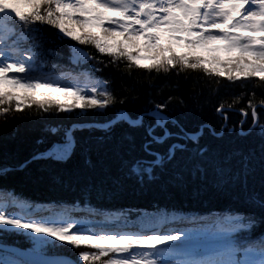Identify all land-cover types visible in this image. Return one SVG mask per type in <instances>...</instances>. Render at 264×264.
Listing matches in <instances>:
<instances>
[{
    "label": "snow or ice",
    "instance_id": "1",
    "mask_svg": "<svg viewBox=\"0 0 264 264\" xmlns=\"http://www.w3.org/2000/svg\"><path fill=\"white\" fill-rule=\"evenodd\" d=\"M50 29L56 31L49 35ZM45 43L55 47L45 48ZM60 44L67 46L66 57L57 50ZM231 53L237 55L222 56ZM49 55L58 59L53 62ZM100 55H107L113 67L123 64L128 76L137 69L165 76L198 72L216 84L220 78H258L264 87V0H0V115L7 118L25 108L39 115H75L76 110L104 115L123 104L126 97L110 88V80L94 75L101 70L97 64L107 66ZM172 100L155 102L136 118L119 110L116 119L87 127L105 133L118 123L145 127L144 155L122 162L128 176L141 182L154 180L175 161L178 150L187 151L184 144H172L164 153L154 147L176 135L169 123L183 134L177 139L197 142L190 174L207 177L211 172L217 186L240 180L228 164L232 154L221 156L200 146L197 134L185 133L168 114ZM257 107L264 111V99L257 104L249 98L240 114L246 117L251 110L246 135L260 140L264 166V123ZM227 110L223 104L216 108L225 121ZM145 120L151 123L145 126ZM83 127H49L55 139L38 141L46 147L33 159L67 162ZM125 138L133 140L129 133ZM241 163L246 179L251 154ZM8 171L0 168V175ZM181 177L173 178L180 182ZM244 198L250 211L233 208L200 216L175 206L113 212L87 200L83 206L80 201L44 205L15 190H0V235L25 230L31 241L26 252L4 248L0 264H264V232L253 235L264 225V192L246 191ZM73 251L72 258H63Z\"/></svg>",
    "mask_w": 264,
    "mask_h": 264
},
{
    "label": "trees",
    "instance_id": "2",
    "mask_svg": "<svg viewBox=\"0 0 264 264\" xmlns=\"http://www.w3.org/2000/svg\"><path fill=\"white\" fill-rule=\"evenodd\" d=\"M54 29L49 30L51 32ZM69 43L70 38H65ZM55 45L45 43V48ZM58 51L68 55L65 44H60ZM91 54H97L94 48H87ZM99 55V54H97ZM55 62L58 58L49 55ZM104 65L97 64L101 70L94 75L110 80V88L118 95L126 97L123 104H118L104 115H96L91 110L75 115L58 113L39 115L35 109L27 108L21 113H13L7 118L0 115V168H9L6 176L0 175V190H15L17 194L38 204L75 203L90 201L91 205L103 210L119 212L153 211L154 206H175V210L191 215L206 216L228 209L250 211L245 201V192L255 190L264 192V166L261 165V144L257 137L241 135L239 127L243 121L241 108H246L249 98L255 102L264 99V87L258 78H249L229 82L220 78V83L209 82L198 72L180 73L174 71L165 76L154 71L134 70L131 76L126 74L123 64L113 67L107 55H100ZM67 64V59L60 61ZM95 63V61H93ZM187 77V78H185ZM243 94V95H241ZM254 94V97H253ZM172 96L167 112L185 133L199 134L198 144L213 152L228 156L232 154L228 164L231 170L240 173V180L227 186H217L213 182L212 173L208 176L190 174L193 163V152L197 142L189 139H177L179 128L168 124L169 131L176 134L168 138L162 145H154L161 153L172 144H184L187 151H177L176 159L163 171L156 173L154 180L141 182L138 178L129 177L122 167V162L143 156L142 145L145 141V127L130 129L127 123H118L110 133L97 128L94 131L80 129L76 132L78 146L74 155L63 163L46 159H33L39 151L46 147L40 140L51 142L55 136L47 131L51 126H68L72 124H102L108 118L116 119L119 110H123L136 118L153 103ZM240 98L238 103L233 101ZM183 101L181 103L180 101ZM223 104L227 123L223 115L216 111ZM261 123H264V111L257 107ZM248 120L244 130L252 125L251 110L248 109ZM151 123L145 120V126ZM227 124L224 135L222 125ZM233 131L230 132V129ZM159 132L160 130L157 129ZM129 133L133 140L125 138ZM251 154L252 163L245 179L243 165ZM28 162L26 166L25 162ZM182 174L180 182L174 176ZM257 211H259L257 209ZM134 218V217H133ZM264 232V225L255 230L253 235ZM0 242L16 245L20 248H31V241L25 230L11 231L0 235ZM57 247L60 243L57 242ZM0 253H2L0 251ZM74 251L71 257L74 256Z\"/></svg>",
    "mask_w": 264,
    "mask_h": 264
},
{
    "label": "rangeland",
    "instance_id": "3",
    "mask_svg": "<svg viewBox=\"0 0 264 264\" xmlns=\"http://www.w3.org/2000/svg\"><path fill=\"white\" fill-rule=\"evenodd\" d=\"M93 31H95V32H97L98 34H99V32H100V30L99 29H94ZM227 55H237V53H231V54H222V56H224L225 58H226V56ZM41 92H43V91H45V90H43V89H41L40 90ZM221 114V113H220ZM248 115L245 117V116H243V121H242V123H241V125H240V127H239V133L241 134V135H246V132H247V130H244V125L246 124V122H247V120H248ZM226 123H227V121H226ZM226 123H225V125H226ZM227 127V126H226ZM226 127H223V129L221 130V133H219V134H216V135H219V136H222V135H224V131H225V128ZM233 129V128H232ZM230 132H232V131H230ZM199 137V136H198ZM30 249V248H29ZM28 249V250H29Z\"/></svg>",
    "mask_w": 264,
    "mask_h": 264
},
{
    "label": "water",
    "instance_id": "4",
    "mask_svg": "<svg viewBox=\"0 0 264 264\" xmlns=\"http://www.w3.org/2000/svg\"><path fill=\"white\" fill-rule=\"evenodd\" d=\"M88 125H93V124H88ZM88 125H83L84 126L83 128L88 129V127H87ZM203 130H204V128H202L201 132L199 134H197V136H200L202 134ZM4 248H16V249H19L20 251H25V252L28 251V250H25V249H22V248H18V247L13 246V245L0 244V250H3ZM63 258H70V257H63Z\"/></svg>",
    "mask_w": 264,
    "mask_h": 264
}]
</instances>
